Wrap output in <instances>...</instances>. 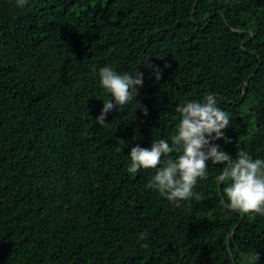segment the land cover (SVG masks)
<instances>
[{
    "label": "trees",
    "instance_id": "16d2710c",
    "mask_svg": "<svg viewBox=\"0 0 264 264\" xmlns=\"http://www.w3.org/2000/svg\"><path fill=\"white\" fill-rule=\"evenodd\" d=\"M105 64L144 83L99 126ZM209 94L231 119L216 143L264 156V0H0V264H264V217L220 203L222 165L179 207L126 170Z\"/></svg>",
    "mask_w": 264,
    "mask_h": 264
},
{
    "label": "clouds",
    "instance_id": "9594fccd",
    "mask_svg": "<svg viewBox=\"0 0 264 264\" xmlns=\"http://www.w3.org/2000/svg\"><path fill=\"white\" fill-rule=\"evenodd\" d=\"M14 4L16 8L23 9L30 0H14ZM142 62L156 81L162 79L163 69L150 63L148 56L137 61L139 65ZM168 67L165 63L164 68ZM97 75L99 86L107 98L99 97L104 103L95 122L106 126V117L112 110L121 111L137 98L144 83V72L139 68L118 71L105 64L98 69ZM174 111L179 114V119L172 133L153 138L148 147L138 143L130 147L127 172L135 174L141 169H151L146 187L179 207L183 201L196 195L195 186L208 179L210 166L222 165L213 177L222 189L218 193L220 203L240 215L264 217V156L254 158L242 148L237 149L233 156L216 143L221 138L225 143H231L224 131L231 119L217 99L211 94L203 100L187 99L177 103ZM173 153L175 155H170ZM244 255L247 264H257L260 260L259 253Z\"/></svg>",
    "mask_w": 264,
    "mask_h": 264
}]
</instances>
